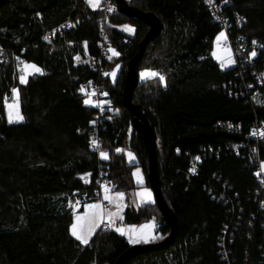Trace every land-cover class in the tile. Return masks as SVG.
<instances>
[{
    "label": "trees",
    "instance_id": "trees-1",
    "mask_svg": "<svg viewBox=\"0 0 264 264\" xmlns=\"http://www.w3.org/2000/svg\"><path fill=\"white\" fill-rule=\"evenodd\" d=\"M227 1L230 11L244 18L234 34L264 46V0ZM127 3L154 14L162 25L161 34L147 45L136 68L139 79L132 103L152 127L160 189L176 216L178 230L166 249L123 264H264V189L254 175L253 141L245 139L249 128L264 120V96L251 102L234 97L235 69L221 70L211 57L219 28L201 0ZM100 16L84 0H7L0 7V49L43 73L15 83L23 120L12 124L7 121L3 97L13 84V65L10 60L0 62V264H115L130 247L110 229H99L87 245L70 234L72 194L92 195L98 170L90 149L95 111L78 93L80 83L97 75L77 65L73 56L97 55ZM75 17L81 18L76 31L44 40L48 31ZM123 21L135 25L130 38L113 26ZM147 31L144 23L116 11L109 16L107 44L119 55L104 67L109 73L118 66V72L114 81L110 75L101 82L118 113L99 118L98 136L108 156L102 164L104 178L113 192L124 194L122 223L155 219L161 236L155 242H159L170 229L155 203L129 205L135 185L133 165L126 163L124 154L135 155V165L150 188L143 139L122 102L127 64ZM252 66L264 68V53ZM143 71L157 75L141 80ZM224 123L240 129L226 132L218 127ZM197 155L200 160L190 173ZM259 158L264 159L262 148ZM86 176L88 182L83 181ZM221 243L228 262L220 254Z\"/></svg>",
    "mask_w": 264,
    "mask_h": 264
},
{
    "label": "built area",
    "instance_id": "built-area-1",
    "mask_svg": "<svg viewBox=\"0 0 264 264\" xmlns=\"http://www.w3.org/2000/svg\"><path fill=\"white\" fill-rule=\"evenodd\" d=\"M201 1L208 11L212 22L215 23L219 28V32L213 41L211 57L217 51H224L227 53V58L229 59L230 57L233 61L231 68L235 69V79H237V84H235L236 87L232 90L234 97L245 99L246 101L251 102L255 101L258 97L264 96V68L256 69L252 66L253 62L264 53V46L256 42L253 43V41L246 39L242 35L234 34V28L241 26L242 23H244V18L242 15L235 13L232 10L230 11V3L227 0ZM95 11L101 15L99 38L96 44L98 53L97 55L85 57L76 54L73 56V61L77 65L87 66L97 75V79H90L80 83L78 93L82 95L84 101L89 98L91 99L92 103L87 105L91 106L95 111L94 120L91 122L94 133L92 135L90 149L96 155L98 170L95 180L96 186L92 195L87 193L78 195L76 192H74L72 194V207L75 211H81L87 205L100 204L103 209V215H106L111 213V205L108 202L103 201L102 194L105 187L108 189L111 188V184L106 182L104 178L106 172L104 169H102L104 159L101 158L102 141L98 136V131L101 127L99 126L98 121L99 118L105 113L109 115L118 113V108L113 105L105 85L101 82L103 77H109L112 73V71L108 73L104 67V65L111 61V59L114 57L109 51L111 48L107 44L105 28L108 23L109 16L114 11H116L114 0H105L102 6H100ZM80 21V17L67 19L63 23L48 31L44 35V40L51 41L55 38L62 37L67 31H76ZM222 32L224 33V37L221 38L220 41H217V37L220 36ZM253 51L256 52L254 57L251 56ZM77 57H79V59H77ZM8 60H10L13 65V84L10 90L5 93L3 97L4 106L14 102L13 90H16L17 92L15 83H20V77L24 72L23 65L26 64L23 58L19 56H12L9 58L5 55L3 50L0 49V62ZM159 76L161 77L162 75L159 74ZM93 92L95 95H88ZM218 127L229 133L236 132L240 129L239 126H234L230 123L219 124ZM262 133H264V120L260 119L249 128V133L246 135L245 139L247 141H253V144L250 147L253 151V154L257 157L254 175L258 181V184L261 186V189H264V168H262V165H264V159L259 158L260 148H262L264 151V135H261ZM93 141L96 142V147H93ZM244 146L243 148H245ZM237 150V148L232 149V151L235 153H237ZM199 160L200 156L197 155L190 168V173L196 170ZM83 181L88 182L89 176L84 177ZM223 197L224 191L221 192L220 199ZM259 204L261 205L262 201ZM108 229H110L108 223L103 222L100 230L105 231ZM220 247L222 248L220 250V254L222 255L223 261L228 262V252L224 248L223 243L220 244Z\"/></svg>",
    "mask_w": 264,
    "mask_h": 264
},
{
    "label": "water",
    "instance_id": "water-1",
    "mask_svg": "<svg viewBox=\"0 0 264 264\" xmlns=\"http://www.w3.org/2000/svg\"><path fill=\"white\" fill-rule=\"evenodd\" d=\"M6 1L7 0H0V7ZM114 3L117 13L126 17L127 19L140 21L148 28L147 33L144 35L142 41L138 45L136 54L127 64V71L124 77L122 90V102L130 112L132 127L143 139L148 159L147 180L154 195V203L157 206L163 221L170 229L169 234L159 242L130 246L117 258L115 262V264H123L125 261L135 256L166 249L175 240L178 230V223L175 214L166 204L160 189L156 162V142L152 127L140 108L132 103V95L139 79L136 68L144 55L147 45L154 41L161 34L162 25L154 14L142 12L134 7H131L125 0H114Z\"/></svg>",
    "mask_w": 264,
    "mask_h": 264
},
{
    "label": "snow or ice",
    "instance_id": "snow-or-ice-1",
    "mask_svg": "<svg viewBox=\"0 0 264 264\" xmlns=\"http://www.w3.org/2000/svg\"><path fill=\"white\" fill-rule=\"evenodd\" d=\"M86 2L89 3V6L92 8H96L100 4V0H86ZM123 30L127 31L129 33H132L134 31L132 28H130L128 26H125ZM223 37H224V33L222 32L220 34V36L217 37V41H220V39ZM253 43H255V41ZM109 51L112 53V56H118L119 55V53L116 52L114 49H109ZM214 55H215V53H214ZM255 55H256V52L253 51L251 53V56L254 57ZM77 59H79V57H77ZM232 62L233 61L229 57L228 63L231 64ZM21 63H23V62H21ZM223 66L224 65H222V67ZM23 69L25 71V75H22L20 77L21 83L27 82V76L28 75H32V74H36V73L43 74L41 69L38 68L34 64H24ZM111 75L113 77H115L116 73L112 72ZM156 75H157V73H155V72L141 73L142 78L150 77V76L154 77ZM163 79L164 78L161 76L160 80L163 81ZM88 95L89 96L95 95V93L93 92V93H90ZM13 97H14V102L12 104L6 105V107L9 109V112H8L9 123L19 122L23 119V117L20 115V112H19L18 93L16 92V90H13ZM84 102H85V104H91L92 103L90 98L86 99ZM261 135H264V133H262ZM92 145H93V147L97 146L95 141L92 142ZM117 151H121V150L117 149ZM128 155H129L130 159H134V157L131 156V153H129ZM101 158L107 159L108 158L107 153L101 152ZM262 168H264V165H262ZM133 175H134V177L137 178V182L139 184L143 183L142 177H140L139 172L133 173ZM108 191H109V189L107 187H105L104 199L108 200L111 203L113 198H111L107 195ZM137 195L140 197L146 198L147 200H151V193H149L146 190L143 192L137 193ZM123 197H124L123 193H117L115 199L116 200H123ZM116 207H117V211L110 213L105 218L104 215L102 214V212L99 211L101 209L100 204L88 205L84 215L76 216L75 222L71 226V234L78 241H80L82 244H87L89 242V238L94 233L95 229L98 228L100 226V223L103 222L105 219H107L109 227L114 226L115 220L117 218L122 219V217L119 215V209H120L121 205L117 204ZM151 227H153V226L152 225H145V226H142L140 229L116 228L115 230L117 232H119L121 235H127L129 243L135 244V243H140L141 241H143L144 243H147L150 239H157V237L149 236L147 233H145L144 229L145 228H151Z\"/></svg>",
    "mask_w": 264,
    "mask_h": 264
},
{
    "label": "rangeland",
    "instance_id": "rangeland-1",
    "mask_svg": "<svg viewBox=\"0 0 264 264\" xmlns=\"http://www.w3.org/2000/svg\"><path fill=\"white\" fill-rule=\"evenodd\" d=\"M84 1H85L86 5H87L90 9H92V10H96V9H98L100 6H102V4H103V2H104L105 0H100V4H99V6L96 7V8H92V7H90V6H89V3H87L86 0H84ZM125 1L128 2L129 0H125ZM113 26H114L115 29H117L118 31H120L121 33H123L125 36H127V37H129V38L132 37V36L134 35V32H135V25L132 24V23H130V22H128V21H123V22L115 23V24H113ZM125 26H128V27L132 28L134 31H133L132 33H129V32H127V31H124L123 29H124ZM217 53H224V51H217ZM217 64H218V67H219L221 70L229 69V68L232 67V63L229 64V63H228V59H227L226 61L217 62ZM222 65H224V66L222 67ZM29 71H30V70H29ZM112 72H115L116 75H117L118 67H116V68L114 69V71H112ZM145 72H149V71H143V72H141V73H145ZM141 73H140V79L143 80V79H145L146 77H145V78H142V77H141ZM22 75H25V71L22 73ZM116 75H115V77H116ZM28 76H29V75H28ZM28 76H27V77H28ZM115 77H113L112 75L110 76V78H111L112 81L115 80ZM20 83H21V81H20ZM22 84H23V83H22ZM4 107H5V110H6V117H7V120H8V122H9V118H8V112H9V109H8L6 106H4ZM20 115H21V114H20ZM22 120H23V119H22ZM22 120L19 121V122H13L12 124H14V123H20V122H22ZM129 153H131V152L126 151V152L124 153V154H125V160H126V163H127V164L133 165L132 168H131V177H132V181H133V183H134V185H135L134 190L131 191V192L129 193V205H130L131 207L137 208V207H140V206H142V205L149 204L146 198H143V197L138 196L137 193L143 192V191H145L146 189H149V191H151V189L145 185V178H144V174H143L142 169H141L139 166H136V165H135V164L137 163V160H136L135 155H134L133 153H131V156L134 157V159H130V158H129V155H128ZM251 153L253 154V151H252ZM104 160H105V159H104ZM136 172H139L140 177H142V180H143V183H142V184H139V183L137 182V178L134 177L133 173H136ZM117 193H122V192H113L111 189H109L107 195H108L109 197L113 198V199H112V202L110 203L108 200H105V199H104V196H105V188H104V189H103V194H102V199H103V201L108 202V203L111 205V213H112V212H116V211H117V207H116V205H117V204H120L121 207H120V209H119V215L122 217V216H123V215H122V212H123V209H124L125 206H126V203H125V201H124V197H123V200H116V199H115ZM87 206H88V205H87ZM87 206H85V207L83 208V210L80 211V212H79V211H75V210H73V214H74V221H73V223L75 222V218H76V216L84 215ZM99 211L102 212V214H103L102 206H101V209H100ZM109 214H110V213H109ZM109 214L104 215V217L106 218ZM103 222L108 223L107 219H105ZM103 222H101V223H100V226H99L98 228L95 229L94 233H93V234L91 235V237L89 238V241H90L91 238L94 236V234H95V233L101 228ZM145 225H152V226H153V227H151V228H145L144 231H145V233H147L149 236L157 237V239H150L147 243H144L143 241H141L140 243L131 244V243H129V240H128V236H127V235H121L119 232H117V231L115 230L116 228H123V229L136 228V229H140L142 226H145ZM156 229H157V224H156L155 219H152V220H150V221H148V222H144V223H141V224H136V225H126V224H123V223H122V219L117 218V219L115 220V224H114V226L110 227V230H113V231L116 232L117 234L123 236V237L127 240L128 244H129L130 246L140 245V244H150V243H154L156 240H158V239L161 238V236H160L159 234L156 233ZM79 242H80V241H79ZM80 243H81V242H80ZM88 243H89V242H88ZM88 243H87V244H88ZM87 244H83V245H87Z\"/></svg>",
    "mask_w": 264,
    "mask_h": 264
},
{
    "label": "crops",
    "instance_id": "crops-1",
    "mask_svg": "<svg viewBox=\"0 0 264 264\" xmlns=\"http://www.w3.org/2000/svg\"><path fill=\"white\" fill-rule=\"evenodd\" d=\"M212 58L214 59V61L217 63V62H221V61H226L228 58H227V53H215V55L213 54ZM7 118V117H6ZM8 121V120H7ZM146 191H148L149 193H151V200H147L149 204H152L154 203V195L152 193V191H149V189H146ZM83 210V209H82ZM81 210V211H82ZM80 212V211H79ZM73 221H74V218H73ZM73 224V222H72ZM72 226V225H71ZM71 226H70V234H71ZM72 235V234H71ZM73 236V235H72ZM74 237V236H73ZM75 238V237H74ZM76 239V238H75ZM82 244V243H81ZM83 245V244H82Z\"/></svg>",
    "mask_w": 264,
    "mask_h": 264
}]
</instances>
